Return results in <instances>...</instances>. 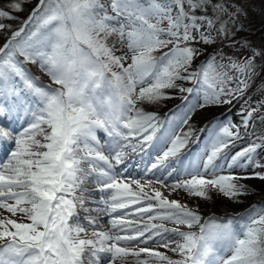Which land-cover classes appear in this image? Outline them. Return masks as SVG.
Here are the masks:
<instances>
[{
  "label": "snow or ice",
  "instance_id": "obj_1",
  "mask_svg": "<svg viewBox=\"0 0 264 264\" xmlns=\"http://www.w3.org/2000/svg\"><path fill=\"white\" fill-rule=\"evenodd\" d=\"M22 11L24 0L0 3V264H101L102 254L107 264H264V205L205 217L197 203L238 201L240 180H264V47L237 36L239 0H37ZM176 98L175 125L141 107ZM240 101V123H216L200 163L178 171L194 131L179 126ZM129 151L158 153L141 178L117 168ZM249 167L260 170L234 172ZM181 195L195 206L170 198ZM132 206L135 220L118 212ZM150 241L166 251L122 246Z\"/></svg>",
  "mask_w": 264,
  "mask_h": 264
},
{
  "label": "rangeland",
  "instance_id": "obj_2",
  "mask_svg": "<svg viewBox=\"0 0 264 264\" xmlns=\"http://www.w3.org/2000/svg\"><path fill=\"white\" fill-rule=\"evenodd\" d=\"M32 2H33L32 0H29L28 2H26L24 0V11H22L21 13L27 14L29 12V10L32 8V7L30 8V5ZM0 3L6 4L7 0H0ZM239 3L241 5L243 11L246 13V15L241 17V23L243 24V29H242V31L237 32V36L239 38H242L243 40H246L254 49H259L261 47H264V0H239ZM8 22L11 23L10 21H8ZM16 23H17V21H12V24L14 26L18 25ZM2 42L3 41L0 40V43H2ZM209 51H211V49H209ZM203 59H204V57H201V60H203ZM197 62H200V61H196V63ZM31 67H32V70L36 73V75L41 80H43V81L48 80V77L45 74H43L39 69H37L35 66H31ZM257 83H259V81H257ZM248 95H250L252 97L253 101L259 99V95L257 94L255 87H253L249 91ZM242 104H243V101H240L239 103L236 102L234 104V106L232 107V110L228 114L224 115V117L221 120H219V121L214 120V121H212V123L216 124V123H219L220 121H224V120H235L236 122H239L240 121V108H241ZM155 105H159V104H152V105L144 104V105H141V107H144L146 111L154 112V110H155L159 114L160 118H163V116H164L162 114L163 112L161 111L162 113H159L162 106H155ZM210 115H211V110L208 108L204 109V110H199L196 113V116L201 118L202 120L205 118H209ZM164 118H166V116H164ZM14 121H16V120H14ZM19 122L22 125L23 119L19 120ZM193 124H194V122L190 121L189 125H186L181 130V131H187L189 126H191L194 129L192 137L188 140L189 142L192 141L193 136L198 131V127H194ZM180 128L181 127H179V129ZM212 132H213V128H211L209 130L210 136H212ZM241 147H242V145H241ZM206 149L210 150L209 144H207L205 146V151H206ZM156 154H158V153L155 151H150L148 154H136V153H132L131 151H129L127 159L130 160L131 162L128 163L126 160L127 167H125V165H119V166H117V168L128 179L141 178L143 176L144 168L146 167L147 162L150 159H153ZM257 162L260 164H264V151H261L259 153ZM193 163H194V161L190 160V159L182 160L181 158H176L175 167L177 168L178 171H182L189 164H193ZM255 170H260V169L249 167L244 171L252 172ZM148 178H151V176L149 175ZM141 182L143 183L144 180L142 179ZM167 182L170 183L171 180H168ZM99 198H100L99 196L93 197V199H97V200H99ZM170 198H178V199H181L182 202H184V200L186 199L190 207L195 206V204L193 203L192 197H183L181 195V196H174V197H170ZM223 198L224 197H222L218 194H214V195H212L211 199L199 200L197 202L199 205V211L205 217L212 215V214H215L216 216H219V217H225L228 215H237V214L243 215L244 214L243 209L242 210L237 209L238 201L235 202L233 200H231L232 202H230V203H228V202L223 203L219 207L218 212L211 210V207H214L216 202H221V201L225 200ZM206 205H209V206H206ZM95 206L100 207L101 205H91V207H95ZM134 207L135 206H132V208L129 210H123L121 213L128 211L129 215L127 216V218L135 220L136 217L134 215H132V212H134ZM253 207L254 206L252 205L251 208H253ZM101 214L102 213H100V215ZM103 222L105 224L101 225V227H103V228L108 227L109 218H105V220ZM157 223H159V221H157ZM167 226L173 227V225L171 223H169ZM122 246H127L130 248H136V249H138L140 247H150V248H156L162 252L166 251L164 248L160 247L158 244L151 242V241L148 242L147 244H127V245H122ZM167 254L169 256H174V254L170 251H168ZM105 255H107V254H105ZM141 258L142 259L146 258V254H142ZM107 260H108V256L106 257V259L104 261L105 264H107ZM128 262H129V264H136V258L130 256L128 258ZM150 264H159V262L150 261Z\"/></svg>",
  "mask_w": 264,
  "mask_h": 264
},
{
  "label": "trees",
  "instance_id": "obj_3",
  "mask_svg": "<svg viewBox=\"0 0 264 264\" xmlns=\"http://www.w3.org/2000/svg\"><path fill=\"white\" fill-rule=\"evenodd\" d=\"M26 2H28L29 0H25ZM33 2L30 5V8L33 7L37 0H32ZM29 12L26 14H23L21 12H19L17 15L20 17V19H26L28 16ZM12 23V21H10ZM19 22L17 21L16 24H18ZM18 26V25H17ZM200 62H197L196 64H199ZM196 64L193 65V67L196 66ZM192 86L191 84H185V87H190ZM236 102H234L232 105H223V106H219V107H210L209 109L211 110V115L209 116V118H205V119H201L197 116H193V118L190 120L192 122H194V127H198V129L204 128V127H208L211 125L212 121L217 119V120H221L224 115L226 113H229L232 110V107L234 106ZM159 105H155V106H162V108L160 109L161 111H167L170 113L176 112L178 109V106L181 105V100L176 98V99H166V100H161L160 102L156 103ZM155 113H157V111L154 110ZM229 119V118H228ZM235 123L239 124V122H236L235 120H232ZM215 124H213L214 126ZM211 137L210 136H205L201 143L198 144V146H193L192 150L190 153H186L191 155L192 158H195L196 155L201 157L204 151V147L206 144L210 143ZM192 142L188 141V144L185 147H188V145H190ZM201 145V146H199ZM241 147V144H237L235 149H231V151H238ZM246 170V169H244ZM242 169H234L235 174L237 175H245L246 173H251L249 171H244ZM227 174V170H225V173ZM240 183H243L247 186L248 188V192L247 194H245L244 196H241L238 200V204H237V209L240 208H245L248 205L252 204L254 202V200L256 199L257 196L259 195H264V180L258 179V178H253V179H245V180H240ZM225 200L221 201V202H216L214 207H211V210L217 211L219 210V207L223 204V203H230L232 202L230 199L227 198H223ZM203 200V199H202ZM202 202V201H201ZM236 202V201H235ZM203 203V202H202ZM257 206L258 205H264V200H260L259 202L255 203ZM209 206V205H206Z\"/></svg>",
  "mask_w": 264,
  "mask_h": 264
},
{
  "label": "bare ground",
  "instance_id": "obj_4",
  "mask_svg": "<svg viewBox=\"0 0 264 264\" xmlns=\"http://www.w3.org/2000/svg\"><path fill=\"white\" fill-rule=\"evenodd\" d=\"M95 207H97V206H95ZM123 210H118V212H122ZM95 215V214H94ZM100 225H103V224H105L103 221L105 220V218H108L107 216H106V214H104V213H102L101 215H100ZM103 228V227H102ZM105 254H102V256H104ZM101 256V264H104L103 263V257Z\"/></svg>",
  "mask_w": 264,
  "mask_h": 264
}]
</instances>
